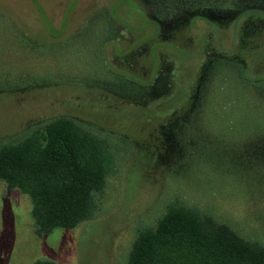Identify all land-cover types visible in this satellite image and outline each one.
I'll return each instance as SVG.
<instances>
[{"label":"rangeland","instance_id":"374dc122","mask_svg":"<svg viewBox=\"0 0 264 264\" xmlns=\"http://www.w3.org/2000/svg\"><path fill=\"white\" fill-rule=\"evenodd\" d=\"M227 1L0 0V146L67 117L115 154L73 230L0 183V264H126L174 200L264 245V0L193 8Z\"/></svg>","mask_w":264,"mask_h":264},{"label":"trees","instance_id":"16d2710c","mask_svg":"<svg viewBox=\"0 0 264 264\" xmlns=\"http://www.w3.org/2000/svg\"><path fill=\"white\" fill-rule=\"evenodd\" d=\"M245 6L242 0H228L198 2L193 8ZM114 170L110 141L67 117L47 122L17 143L0 146V183L29 197L38 237L92 220L98 211L97 196ZM126 264H264V245L174 200L155 227L138 231Z\"/></svg>","mask_w":264,"mask_h":264}]
</instances>
